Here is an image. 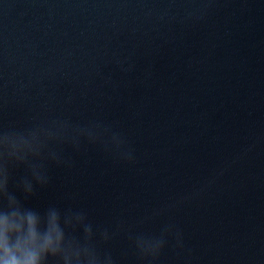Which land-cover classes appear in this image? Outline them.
Masks as SVG:
<instances>
[{
	"label": "water",
	"instance_id": "water-1",
	"mask_svg": "<svg viewBox=\"0 0 264 264\" xmlns=\"http://www.w3.org/2000/svg\"><path fill=\"white\" fill-rule=\"evenodd\" d=\"M61 123L28 207L116 264H264V0H0V132Z\"/></svg>",
	"mask_w": 264,
	"mask_h": 264
},
{
	"label": "clouds",
	"instance_id": "clouds-1",
	"mask_svg": "<svg viewBox=\"0 0 264 264\" xmlns=\"http://www.w3.org/2000/svg\"><path fill=\"white\" fill-rule=\"evenodd\" d=\"M74 129L73 143L79 144L78 137L87 135L92 141L100 139L107 129ZM68 125L59 124L55 130L38 127L24 132H0V264H116L110 252H102L96 240L97 233L87 222L83 212L61 210L50 205L40 212L28 207L26 201L35 195L36 185L49 183L45 160L48 156L60 162L55 152L45 153L49 141H63L68 137ZM112 142L120 148L123 141L116 135ZM126 158L132 159L130 153ZM24 165L28 175L13 179L12 168ZM14 184L23 193L19 198L10 190ZM83 229V236L76 234ZM114 234L107 230L99 232L100 239L108 242ZM142 257H156L164 240L135 238Z\"/></svg>",
	"mask_w": 264,
	"mask_h": 264
}]
</instances>
